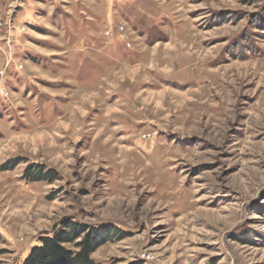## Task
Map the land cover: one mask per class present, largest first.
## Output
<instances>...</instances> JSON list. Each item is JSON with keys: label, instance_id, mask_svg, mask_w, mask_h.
Masks as SVG:
<instances>
[{"label": "rangeland", "instance_id": "374dc122", "mask_svg": "<svg viewBox=\"0 0 264 264\" xmlns=\"http://www.w3.org/2000/svg\"><path fill=\"white\" fill-rule=\"evenodd\" d=\"M0 22V264L73 222L123 233L93 264H264V0H0Z\"/></svg>", "mask_w": 264, "mask_h": 264}, {"label": "trees", "instance_id": "16d2710c", "mask_svg": "<svg viewBox=\"0 0 264 264\" xmlns=\"http://www.w3.org/2000/svg\"><path fill=\"white\" fill-rule=\"evenodd\" d=\"M33 167H37L38 171L32 172ZM25 176L33 181L55 178L49 171L44 173L43 165L38 164L29 165ZM84 228V225L73 222L64 230L41 238L40 245L31 250L22 264H93L91 255L104 243V240L111 241L114 231L123 234L121 230L110 225L88 228L87 235ZM82 235L84 237L81 242L75 244L76 250L65 249L63 245L75 243Z\"/></svg>", "mask_w": 264, "mask_h": 264}, {"label": "built area", "instance_id": "2783aa9c", "mask_svg": "<svg viewBox=\"0 0 264 264\" xmlns=\"http://www.w3.org/2000/svg\"><path fill=\"white\" fill-rule=\"evenodd\" d=\"M2 27H3V22H0V31H1V29H2ZM10 56V54H8L7 55V61L5 62V67H4V71L6 70V67L10 64L9 62L11 61V56ZM20 67H21V65H20ZM4 74V73H3ZM0 92H3L5 95H8V91H1V89H0Z\"/></svg>", "mask_w": 264, "mask_h": 264}]
</instances>
